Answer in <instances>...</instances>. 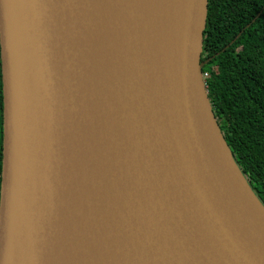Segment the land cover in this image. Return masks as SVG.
<instances>
[{"label": "water", "instance_id": "water-1", "mask_svg": "<svg viewBox=\"0 0 264 264\" xmlns=\"http://www.w3.org/2000/svg\"><path fill=\"white\" fill-rule=\"evenodd\" d=\"M208 0H0V264H264V204L201 62Z\"/></svg>", "mask_w": 264, "mask_h": 264}, {"label": "trees", "instance_id": "trees-1", "mask_svg": "<svg viewBox=\"0 0 264 264\" xmlns=\"http://www.w3.org/2000/svg\"><path fill=\"white\" fill-rule=\"evenodd\" d=\"M202 72L230 150L264 204V0H208ZM0 65V188L3 157Z\"/></svg>", "mask_w": 264, "mask_h": 264}, {"label": "built area", "instance_id": "built-area-1", "mask_svg": "<svg viewBox=\"0 0 264 264\" xmlns=\"http://www.w3.org/2000/svg\"><path fill=\"white\" fill-rule=\"evenodd\" d=\"M209 76V74L207 72L203 73V78L204 80Z\"/></svg>", "mask_w": 264, "mask_h": 264}]
</instances>
